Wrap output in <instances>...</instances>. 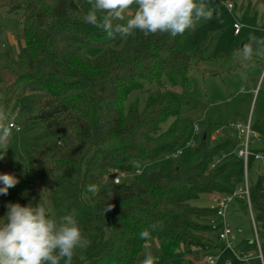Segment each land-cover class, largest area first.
<instances>
[{"label": "trees", "instance_id": "1", "mask_svg": "<svg viewBox=\"0 0 264 264\" xmlns=\"http://www.w3.org/2000/svg\"><path fill=\"white\" fill-rule=\"evenodd\" d=\"M257 2L264 8V0ZM0 8L21 14L24 37L17 56L0 47V101L7 108L28 92L45 93L34 101L38 112L28 118L44 123L36 137L43 142L27 157L38 182L51 193L58 218L74 211L89 241L76 251L72 264H140L148 239L139 234L145 229L161 241L166 258L217 247L205 236L219 228L210 223L217 218L216 209L192 201L235 189L230 181L237 172V157L212 164L232 151L238 139L228 131L230 126L206 122L197 145L191 139L192 146H181L186 128L179 130L176 118L184 96L169 88H185L194 70L218 74L204 67L207 47L191 51L180 46L187 31L176 37L133 33L113 47L122 36L109 38L84 21L91 8L88 0H0ZM85 48L103 51L91 55ZM148 84L159 90L149 93L143 108L135 102L126 111L127 98ZM169 118L174 120L162 131L160 124ZM252 127L264 143V124L252 119ZM215 131L220 132L216 138ZM7 148L0 174L21 181L24 170L10 141ZM179 148H184L182 154L171 156ZM163 156L177 159L176 165L151 170L147 185L126 178L114 181L116 170L127 174L138 166L135 161L141 166ZM92 184L97 186L95 194L88 191ZM14 188L0 194V217L9 202H41L47 208L41 196L31 191L15 195ZM249 190L263 255V262L260 257L251 262L264 264V173L249 181ZM235 201L249 209L246 199ZM109 205L111 210L105 212ZM243 243L247 252L258 248L256 241Z\"/></svg>", "mask_w": 264, "mask_h": 264}, {"label": "rangeland", "instance_id": "2", "mask_svg": "<svg viewBox=\"0 0 264 264\" xmlns=\"http://www.w3.org/2000/svg\"><path fill=\"white\" fill-rule=\"evenodd\" d=\"M229 3L233 5L232 11L228 8ZM211 4L214 10L212 19L202 20L195 30L187 31L180 46H188L191 51H195L199 45H205L207 47L206 55L209 59L205 62L204 67L215 70L218 74L194 70L185 88L182 85L169 87L184 96L185 102L176 118L179 130L186 128L181 146L191 139L197 145L200 131L203 129L202 125L206 122L228 125L229 127L233 121L247 120L251 115L254 121L264 124V80L257 89L262 75L264 57L253 59L247 66L241 65L232 58L233 50L240 48L250 36L254 35L264 41V8L257 0H211ZM20 18V13L8 14L4 8H0V47L14 56L18 55L20 44L24 39L19 25ZM235 23L240 25L239 33H235ZM138 35L139 31L134 32L135 37ZM125 39L126 37L122 36L112 46L120 47ZM85 51L91 55H97L103 51V48H85ZM158 90L159 88L155 84H148L142 90L131 94L125 102L126 111L135 102L143 108L149 93ZM44 95L45 93L41 91L28 92L22 98L14 100L7 108L0 101V107L9 114L10 122H13L17 127L20 126V129L9 126L12 132L11 148L24 170V179L15 186L14 194L31 191L41 196L42 190L46 189L43 193L44 201L52 217L58 219L51 193L38 182L27 157V152L33 146L43 142L36 137L43 132L44 123L28 118L38 112L34 101ZM173 120L174 118H169L162 122L160 129L162 131L167 129ZM195 125H198V131L194 130ZM228 131L234 133L232 127ZM219 134L220 132L215 131L213 135L216 138ZM252 140L254 141L253 151L264 153V143L259 140L258 136L253 135ZM233 157L236 159L235 156ZM237 160V172L230 181V184L234 186L242 185L245 177L244 162L242 159ZM176 163L177 159L163 156L155 161L133 167L127 172L125 178L147 185L148 173L151 170H156L161 166L169 170L174 168ZM248 171L250 183L256 182L260 173H264V161H254L251 157ZM192 202L200 206L212 205L208 195H203ZM236 204V201L233 202L228 212V220L234 228L241 229V232L232 239L231 246L220 242L218 231L212 230L206 232L205 236L218 243L217 247L192 255L178 253L173 258H166L163 256L161 241L150 235L144 245L143 254L146 249L151 250L158 256V264H206L202 260L208 255L214 258L215 264H249L241 254L247 252L244 250L243 240L256 241L254 226L250 210L239 208ZM214 220L216 218L212 217L210 223H213ZM247 253H251L249 257L251 259L259 257L258 248Z\"/></svg>", "mask_w": 264, "mask_h": 264}, {"label": "clouds", "instance_id": "3", "mask_svg": "<svg viewBox=\"0 0 264 264\" xmlns=\"http://www.w3.org/2000/svg\"><path fill=\"white\" fill-rule=\"evenodd\" d=\"M91 8L84 21L104 31L109 38L127 37L139 31L144 36L168 34L172 37L195 30L200 21L211 20L214 10L211 0H88ZM255 57H264V41L252 35L234 49L232 58L247 66ZM9 114L0 107V159L7 151L12 132ZM0 194L7 195L18 179L8 173L0 174ZM42 190L40 201L44 200ZM95 194L97 186H88ZM109 205L106 211L111 210ZM155 227V225H153ZM141 239L150 238V230H142ZM89 241L83 233L75 212L53 218L39 202L21 205L7 204L0 217V264H72L78 249ZM140 264H158L151 250L146 249Z\"/></svg>", "mask_w": 264, "mask_h": 264}, {"label": "built area", "instance_id": "4", "mask_svg": "<svg viewBox=\"0 0 264 264\" xmlns=\"http://www.w3.org/2000/svg\"><path fill=\"white\" fill-rule=\"evenodd\" d=\"M228 8L230 11L233 9V5L229 3ZM235 33L240 32V25L238 23L234 24ZM264 80V67L262 70V75L260 77V80L257 85L258 87L262 84ZM256 89V90H257ZM252 117L251 115L248 117L247 120H237L233 121L230 124V127L234 130V135L238 139V143L235 148L236 156L243 160L244 162V171H245V177H244V183L242 185L235 186V189L231 193H222V192H215L211 195V201H212V207L216 209V220L213 221L214 224L218 225V238L219 240L224 243L225 245L231 246L232 245V239L241 232V229L234 228L231 223L228 220V212L230 209V206L233 202H235L236 198H244L248 202V207L250 210L254 231H255V240L259 249V257L261 258L263 262V255L261 251V242L260 237L258 233L257 224L255 222L254 213L252 209L251 204V197H250V190H249V161L251 157L255 160H262L264 161V153H258L254 152L252 149L253 140L252 136L257 135V133L254 131L252 127ZM10 127H17L13 122L9 123ZM18 128V127H17ZM195 131H198V125H195ZM193 142L189 140L186 143V147L192 146ZM184 148H179L174 154L171 156L177 157L182 154ZM228 153H223L220 155V157H217L215 162L212 164V166H216L220 164L223 160H225L228 157ZM126 174L123 171H115L114 175V181L116 183H120L124 178ZM243 258H245L246 262L249 264H252L251 253H243L241 254ZM203 263L206 264H215V260L211 255H208L202 260Z\"/></svg>", "mask_w": 264, "mask_h": 264}, {"label": "crops", "instance_id": "5", "mask_svg": "<svg viewBox=\"0 0 264 264\" xmlns=\"http://www.w3.org/2000/svg\"><path fill=\"white\" fill-rule=\"evenodd\" d=\"M263 67H264V65H263ZM235 148H236V147H235ZM235 148H234L232 151L228 152V154H229V155H228V157H227V158H229V157L231 158V157H232V155H233V156H235V157H237V156H236V153H235ZM237 159L241 160V159H240V158H238V157H237ZM253 160H254V161H258V160H255V159H253ZM208 198H209V199H210V201H211V198H210V196H209ZM211 203H212V201H211ZM232 205H233V203L231 204V206H232ZM236 205H237V204H236ZM231 206H230V208H231ZM229 210H230V209H229ZM217 231H218V230H217ZM196 259H197V258H196Z\"/></svg>", "mask_w": 264, "mask_h": 264}, {"label": "water", "instance_id": "6", "mask_svg": "<svg viewBox=\"0 0 264 264\" xmlns=\"http://www.w3.org/2000/svg\"><path fill=\"white\" fill-rule=\"evenodd\" d=\"M135 164H136V165H138V166L140 165V163H139V162H137V161H135ZM196 258L198 259V257H196Z\"/></svg>", "mask_w": 264, "mask_h": 264}]
</instances>
